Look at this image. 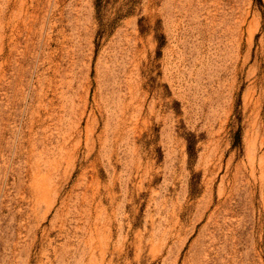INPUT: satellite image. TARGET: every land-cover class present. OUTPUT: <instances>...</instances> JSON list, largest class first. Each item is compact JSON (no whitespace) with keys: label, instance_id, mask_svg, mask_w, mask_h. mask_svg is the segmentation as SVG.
<instances>
[{"label":"rangeland","instance_id":"obj_1","mask_svg":"<svg viewBox=\"0 0 264 264\" xmlns=\"http://www.w3.org/2000/svg\"><path fill=\"white\" fill-rule=\"evenodd\" d=\"M0 264H264V0H0Z\"/></svg>","mask_w":264,"mask_h":264}]
</instances>
